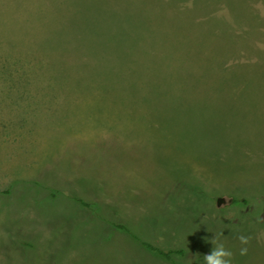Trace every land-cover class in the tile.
I'll list each match as a JSON object with an SVG mask.
<instances>
[{"label":"rangeland","instance_id":"374dc122","mask_svg":"<svg viewBox=\"0 0 264 264\" xmlns=\"http://www.w3.org/2000/svg\"><path fill=\"white\" fill-rule=\"evenodd\" d=\"M205 1L0 0V41L29 62L28 99L0 103V264H170L86 232L73 197L180 264L215 237L264 264V0Z\"/></svg>","mask_w":264,"mask_h":264},{"label":"trees","instance_id":"16d2710c","mask_svg":"<svg viewBox=\"0 0 264 264\" xmlns=\"http://www.w3.org/2000/svg\"><path fill=\"white\" fill-rule=\"evenodd\" d=\"M122 2V0H119ZM132 1V0H130ZM203 2H206L205 0H201ZM209 2V1H208ZM123 3V2H122ZM221 10V1L219 2L218 6L215 7H209L205 8L201 4L197 5V19H202L206 21V24L210 23L212 19H220L216 12H220ZM200 23V21H199ZM201 24V23H200ZM154 36H157L159 38L158 34H155ZM159 40V39H155ZM69 43V42H68ZM71 44V45H70ZM65 45L66 47L70 45L69 47L72 48H80L77 44L70 43ZM86 47V46H85ZM91 48H89L90 50ZM67 50H70L67 47ZM91 51V50H90ZM94 52H99L100 50L94 49ZM103 52H111V49L104 50ZM27 54L21 50L16 48L13 45H6L3 42L0 41V103H8V100L13 99L14 102L10 103H19V100H27V93L23 92L25 85V74L28 71L27 63L23 59H25ZM102 61V59H101ZM14 88H16L14 92ZM22 90V91H20ZM23 92V93H22ZM22 93V94H21ZM36 185L35 181L33 183ZM12 194V189H8V191L1 193L0 196H10ZM47 197H51L53 199H58L63 196V193L59 189H47L46 193ZM45 196V197H46ZM68 201L72 203V214H75L74 210L81 209L83 211H89L90 212V220L84 221L82 225L84 226V229L87 232L88 230L93 234H98L102 236L103 240H110L113 239L110 235L103 234V232H100L101 229L109 228L110 234H119V233H126L129 235V237L134 240L135 243L139 245V251L145 252L151 255L152 258L160 260L165 263L170 264H180L173 259V255H178L180 257H184L187 254L186 249L178 250L177 252L170 250L168 252L163 251L160 248L154 247L152 244H150L147 240L146 234L139 235L137 233H131L132 229L129 224V218H124L125 213L123 214V219L120 221L119 214L116 216H112L108 213H105V211L102 213V203L97 202H89L84 200L83 198L79 197H73V198H67ZM233 204H237L238 201L235 198H232ZM246 204H248L247 201H245ZM76 217H78L77 214H75ZM77 220V219H76ZM73 230V229H72ZM131 230V231H130ZM78 233L81 235V233L78 231ZM115 234V235H116ZM144 237L146 239L142 238ZM184 248V247H183ZM186 248V247H185Z\"/></svg>","mask_w":264,"mask_h":264},{"label":"clouds","instance_id":"9594fccd","mask_svg":"<svg viewBox=\"0 0 264 264\" xmlns=\"http://www.w3.org/2000/svg\"><path fill=\"white\" fill-rule=\"evenodd\" d=\"M238 239L242 245L239 249V254L246 256L248 254L247 245L250 243V238L245 235H240ZM210 243L213 245V248L204 256L205 264H232L234 254L230 249L219 242L217 237L211 240Z\"/></svg>","mask_w":264,"mask_h":264}]
</instances>
